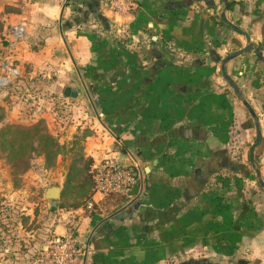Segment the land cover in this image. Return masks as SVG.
I'll return each mask as SVG.
<instances>
[{
    "label": "crops",
    "instance_id": "obj_1",
    "mask_svg": "<svg viewBox=\"0 0 264 264\" xmlns=\"http://www.w3.org/2000/svg\"><path fill=\"white\" fill-rule=\"evenodd\" d=\"M132 1L135 7L128 0H0V64L8 57L20 69L0 88V105L11 110L13 123L42 119L60 143L88 131L82 145L92 166L108 160L136 173L143 168L146 198L124 210L128 217L108 219L131 200L130 189L103 196L92 188L79 206L52 210L54 235L70 236L82 250L72 264H210L207 252L222 249L212 243L214 215L195 211L204 192L201 167L192 168V177L172 179L161 160L170 148L182 154L200 142L207 154L222 113L228 120L237 112L239 124L254 127L242 99L264 139V0H226L227 10L222 0ZM222 12L251 44L224 63L241 96L221 66L246 38ZM18 25L24 37L12 46L7 31ZM13 86L14 97L7 93ZM218 138L226 140L225 134ZM107 223L111 228L101 226ZM225 225L216 226L221 245L233 237Z\"/></svg>",
    "mask_w": 264,
    "mask_h": 264
},
{
    "label": "rangeland",
    "instance_id": "obj_2",
    "mask_svg": "<svg viewBox=\"0 0 264 264\" xmlns=\"http://www.w3.org/2000/svg\"><path fill=\"white\" fill-rule=\"evenodd\" d=\"M15 87L7 90L13 97ZM25 90V94L30 91L29 88L28 91ZM8 97L9 95L6 98ZM233 99L236 104L235 96ZM23 107L27 110L29 108L25 105ZM11 114V110L6 111L5 124L13 123L8 119L9 116L13 118ZM237 114L231 113L227 120L226 114L222 113L221 121L214 120L212 127L215 135L213 139H209V144L213 145L211 149L207 148V154L202 150L204 143L200 142L196 149L185 148L182 154L175 153L173 148H170L165 153L167 159L161 160L164 165L162 170L169 173L172 179L173 175L178 176L179 173L187 174L188 177L194 176L192 168L201 167L205 178L204 192L198 199L195 211L205 210L209 216L214 215L211 224L214 230L212 243L222 249L207 252L211 257L206 263L210 264H264V189L258 184L254 172V168L258 169L264 182V139L255 147L252 166L247 152L254 141V127L244 129L243 125L236 121ZM251 124L253 125V122ZM86 133L88 131L84 130L80 135L74 134L61 143V154L53 167L44 168L42 159L32 156L29 168L14 176L5 153L0 150V264H53L49 246L52 239L58 235L53 233L56 223L53 215L55 211L51 210L48 200L44 197V191L55 184L61 188L62 193L68 167L73 161H76L78 168L86 166L88 157L84 156L82 145ZM223 134L226 140L225 137L222 140L218 138ZM205 145L208 146V142ZM220 150L225 153L222 154ZM206 161L207 166L211 162L208 168L202 166ZM224 161L229 163L227 167H224ZM138 172L144 175L143 168L140 167ZM84 174L82 171L77 174V178L82 179ZM253 176L256 179H251ZM149 190V194L161 193L156 189ZM168 195L176 196V193L168 191ZM162 196L164 201L170 200L167 195ZM57 200L60 208L69 203L62 200L61 196ZM223 218H227L228 225ZM224 225L233 237L226 241L223 238L225 243L221 245L219 239L215 238L219 232L216 228ZM199 259L202 258L197 260Z\"/></svg>",
    "mask_w": 264,
    "mask_h": 264
},
{
    "label": "trees",
    "instance_id": "obj_3",
    "mask_svg": "<svg viewBox=\"0 0 264 264\" xmlns=\"http://www.w3.org/2000/svg\"><path fill=\"white\" fill-rule=\"evenodd\" d=\"M229 3V7H232ZM6 111L0 105V150L5 153L6 160L11 167V173L15 174L25 171L30 166V158L32 156L39 157L43 161L44 168H51L55 165L57 157L61 154L62 144L52 135L45 122L42 119L37 120L29 125L23 124H5ZM252 126L251 123L245 122L244 128ZM249 160V159H248ZM73 161L68 167V172L63 184V191L60 194L62 200L69 201L64 207H77L82 203L83 199H88L92 193L94 181L92 178V159L87 158V164L83 168L76 166ZM229 163L224 162V167ZM132 171V166L126 167ZM83 171L85 173L82 179L77 178V174ZM196 173H200L199 170ZM248 175V173H245ZM244 174V175H245ZM247 177V176H246ZM251 179H256L253 176ZM120 193H109L107 195H115ZM71 199V201H70Z\"/></svg>",
    "mask_w": 264,
    "mask_h": 264
},
{
    "label": "built area",
    "instance_id": "obj_4",
    "mask_svg": "<svg viewBox=\"0 0 264 264\" xmlns=\"http://www.w3.org/2000/svg\"><path fill=\"white\" fill-rule=\"evenodd\" d=\"M124 1L117 2L121 6ZM128 7H135L132 0H128ZM9 43L15 45L24 37V28L21 25L12 26L8 29ZM20 74V69L14 61L8 57L4 58L0 64V88H5L12 84ZM92 178L94 181L93 192L103 196L109 193H120L130 189L138 183L139 176H134V172L127 168L108 161L100 160L92 166ZM90 207L92 204L88 202ZM50 258L53 264H72L75 257L82 250L70 236H56L49 246Z\"/></svg>",
    "mask_w": 264,
    "mask_h": 264
},
{
    "label": "water",
    "instance_id": "obj_5",
    "mask_svg": "<svg viewBox=\"0 0 264 264\" xmlns=\"http://www.w3.org/2000/svg\"><path fill=\"white\" fill-rule=\"evenodd\" d=\"M225 4V10H227L228 8V3L226 0H222ZM222 20L228 24V26H230L232 29H234L235 31L241 33L242 35L245 36L246 38V45L243 48H240L238 50H235L234 52H231L230 54H228L227 56H225L222 60V66H221V73L222 76L227 80L228 84L231 86V88L241 96L240 91L238 90L237 85L227 76L226 72H225V68H224V63L228 62L229 60L235 58L236 56L242 54L243 52L249 51L251 48V44L249 41V37L247 36L246 32L238 29L234 24H232L231 22H229L225 15L224 12H222L220 14ZM66 94H68V91H66ZM242 103L244 104V106L247 108V110L250 112L251 116L254 118V127H255V138L253 141V144L250 146V150H249V159L250 162L253 166V156H254V149L256 147V145L259 143L260 141V129H259V124L258 121L256 120L255 114L252 110V108L250 107V105L246 102V100L242 99ZM255 171V175L258 179V182L260 184V186L264 189V182L261 180L260 178V173L258 171V169L254 168ZM144 172L146 174L149 173V168H144ZM138 175L139 176V181L138 183L134 184L131 188L130 191L127 193V195L129 197H131V200H129L125 205H123L121 208H119L118 210H116L115 212H113L112 214H110L108 216V219L113 217V216H117L118 219L123 218L124 216H130V212L126 211L124 212V210L126 208L129 207L130 210H133L134 208L138 207L140 202L132 205L135 200H137L140 196L141 199L144 200L146 198V193L143 192V186H144V178L142 176V174L140 172L136 173L134 172V176ZM61 194V188L58 185L52 184L51 186H49L48 188H46V190L44 191V197L48 200L51 210H55L56 206H57V199L60 197ZM132 205V206H131ZM107 220V219H106ZM114 224L118 223L117 220L113 221ZM102 227H107V228H111V224L107 223V224H102Z\"/></svg>",
    "mask_w": 264,
    "mask_h": 264
}]
</instances>
